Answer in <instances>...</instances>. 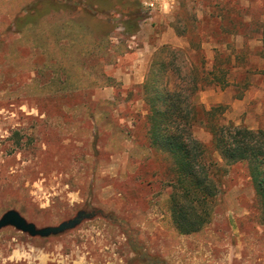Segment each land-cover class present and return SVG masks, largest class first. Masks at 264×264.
Wrapping results in <instances>:
<instances>
[{"label": "rangeland", "instance_id": "1", "mask_svg": "<svg viewBox=\"0 0 264 264\" xmlns=\"http://www.w3.org/2000/svg\"><path fill=\"white\" fill-rule=\"evenodd\" d=\"M35 1L0 0V21ZM55 1L75 9L44 22L60 43L71 38L74 28H63L71 20L91 25L96 38L108 33L101 61L111 85L39 94L55 73L25 40L43 34L24 38L12 22L0 47V217L16 210L38 229L84 217L48 237L2 228L0 264H264V221L245 163L224 166L205 228L171 229L175 174L169 156L150 145L142 91L153 49L199 40L192 60L202 56L209 66L215 57L219 65L230 56L234 64L227 86L209 87L196 101L223 106L227 123L264 129V0ZM102 2L101 22L83 12ZM137 9L139 30L128 37L124 13ZM195 136L212 153L210 135L196 129Z\"/></svg>", "mask_w": 264, "mask_h": 264}, {"label": "trees", "instance_id": "2", "mask_svg": "<svg viewBox=\"0 0 264 264\" xmlns=\"http://www.w3.org/2000/svg\"><path fill=\"white\" fill-rule=\"evenodd\" d=\"M103 2L94 4L99 11L91 13L84 9L83 12L101 22L98 13L104 10ZM41 3H46L48 9L40 10ZM70 10L75 9L61 6L55 0H37L17 13L22 12V16L15 15L12 19L24 38L43 34V38L25 40L31 48L40 49V53L47 56L45 63L48 62L46 65L55 73L51 80L39 86V93L43 95L111 85L101 61L109 54L106 31L96 38L91 25L71 20L63 25L65 32L69 31L67 28L78 31L73 29L71 38L60 43L59 38L44 27L48 17ZM124 16L127 18L123 23L124 32L128 37L135 35L142 20L140 9L126 11ZM173 28L177 36H185L184 31ZM202 43L189 39L186 47L169 44L157 47L142 84L150 145L169 156L175 174L166 209L171 229L178 235L196 234L209 224L213 215L210 202L219 192L224 166L235 163L246 164L264 221V129L251 130L227 123L223 119V106L206 109L196 101L197 93L209 87L227 86L234 64L230 56L219 65L215 57L209 66L202 56L197 62L192 60L202 52ZM196 129L210 135L212 153L195 136Z\"/></svg>", "mask_w": 264, "mask_h": 264}, {"label": "water", "instance_id": "3", "mask_svg": "<svg viewBox=\"0 0 264 264\" xmlns=\"http://www.w3.org/2000/svg\"><path fill=\"white\" fill-rule=\"evenodd\" d=\"M84 215L78 213L73 219L67 222H61L57 226H48L44 228H36V226L26 221L16 210H8L0 217V230L5 227H12L15 230L28 234L30 237H48L49 235L58 234L65 229L75 226Z\"/></svg>", "mask_w": 264, "mask_h": 264}, {"label": "crops", "instance_id": "4", "mask_svg": "<svg viewBox=\"0 0 264 264\" xmlns=\"http://www.w3.org/2000/svg\"><path fill=\"white\" fill-rule=\"evenodd\" d=\"M17 15V14H16ZM0 19H2V21H4L5 20V16H4V14H2L1 15V13H0ZM2 21H0V47H1V44H2V35H6L7 34V32L9 31V29L11 28V27H13V24H12V20L11 21H9L8 22V20L5 22V23H3ZM163 44H169V43H163ZM163 44H161V45H163ZM161 45H159V46H161ZM169 45H171V44H169ZM158 46V47H159ZM177 47V46H176ZM156 49V48H155ZM155 49H153L154 51H155ZM153 51V52H154ZM35 55H36V52H35ZM152 55V54H151ZM28 56H26V55H24V57L23 58H27ZM150 60V59H149ZM36 65V64H35ZM31 71H33V69L31 70ZM146 73V72H145ZM42 84H39V86H41ZM39 90V89H38ZM38 93H39V91H38ZM39 94H41V93H39ZM42 95V94H41Z\"/></svg>", "mask_w": 264, "mask_h": 264}]
</instances>
